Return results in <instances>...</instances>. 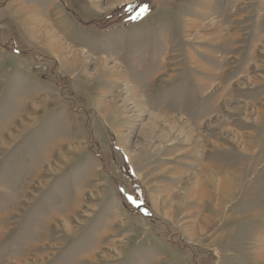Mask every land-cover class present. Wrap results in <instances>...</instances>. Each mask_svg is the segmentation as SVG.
<instances>
[{"label":"rangeland","instance_id":"rangeland-1","mask_svg":"<svg viewBox=\"0 0 264 264\" xmlns=\"http://www.w3.org/2000/svg\"><path fill=\"white\" fill-rule=\"evenodd\" d=\"M0 264H264V0H0Z\"/></svg>","mask_w":264,"mask_h":264},{"label":"crops","instance_id":"crops-1","mask_svg":"<svg viewBox=\"0 0 264 264\" xmlns=\"http://www.w3.org/2000/svg\"><path fill=\"white\" fill-rule=\"evenodd\" d=\"M8 6H10V7H8ZM6 8H12L13 9V8H15V6L14 5H10V3H7ZM34 16H36V14H34V12H33L32 14H30L26 18V21L30 22V20H32V17H34Z\"/></svg>","mask_w":264,"mask_h":264},{"label":"snow or ice","instance_id":"snow-or-ice-1","mask_svg":"<svg viewBox=\"0 0 264 264\" xmlns=\"http://www.w3.org/2000/svg\"><path fill=\"white\" fill-rule=\"evenodd\" d=\"M144 9H142V11H143Z\"/></svg>","mask_w":264,"mask_h":264}]
</instances>
